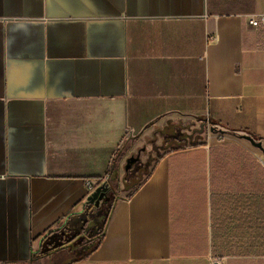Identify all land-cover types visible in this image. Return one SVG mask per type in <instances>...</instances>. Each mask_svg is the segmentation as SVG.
Listing matches in <instances>:
<instances>
[{
    "label": "crops",
    "instance_id": "crops-1",
    "mask_svg": "<svg viewBox=\"0 0 264 264\" xmlns=\"http://www.w3.org/2000/svg\"><path fill=\"white\" fill-rule=\"evenodd\" d=\"M253 15L264 0H0V264H264ZM135 151L152 163L131 191L147 179L80 260L87 182L112 189Z\"/></svg>",
    "mask_w": 264,
    "mask_h": 264
},
{
    "label": "rangeland",
    "instance_id": "rangeland-1",
    "mask_svg": "<svg viewBox=\"0 0 264 264\" xmlns=\"http://www.w3.org/2000/svg\"><path fill=\"white\" fill-rule=\"evenodd\" d=\"M145 139H146V145L144 147L147 148V153L153 154L154 157L157 155V153H159V150L164 148V146L163 147L161 146L163 141H162V138H161V136L159 134L156 135L155 133H153V135H151L149 139L148 138H145ZM233 141L234 142H238V143L241 142L242 144H245L246 146L250 145V143H248V142L245 143V141L244 142L240 141V139L236 135H233ZM135 152L128 159H130L132 157L140 158L139 162L136 163L132 167V169H130L128 172H124V170H122V172L119 174V176L117 178L118 181L113 183V185L111 184L112 187H113L112 190L117 191V193L120 196H127L130 193L131 189L134 187V185L136 183H138L140 180L143 179L144 173H146L147 170L150 169V167H151V163L152 162L148 163V164L147 163L143 164L145 156H140L139 157L137 152L136 153ZM125 166H126V164H125ZM109 201H110V199H109ZM107 208L108 207H106V206H105V208H102V212L104 213V215H106ZM83 215L84 216H81V217L84 218V221H83V219H81L82 220V224H83V222L85 223V221L88 220L87 219L88 218L87 215H89V214H88V212H85V214H83ZM66 222L68 223V222H70V220H67ZM73 223H74V221L71 222V224H73ZM101 227H102V222L98 225V229L96 231L95 230H91L90 232H86V234H85L86 236L90 235L89 237H92L94 239H93L92 242H90V243H88L86 245L85 250L83 249L85 252L87 250L91 249L95 245L96 238L100 235ZM78 228L79 227H77L75 225H73V226L71 225L70 229L72 231L70 230L68 238H70V236L71 237L75 236V238H78V237L82 236L81 235L82 231L80 232L79 231L80 229L77 231ZM73 232H75V233H73ZM76 232H79L80 234H78ZM80 240L81 239H78V241H75L73 244L74 245L75 244L81 245L82 241H80ZM68 244L70 245L71 243H68ZM38 260H42V259L39 258ZM41 264H48V262L46 260H44V263H41Z\"/></svg>",
    "mask_w": 264,
    "mask_h": 264
},
{
    "label": "trees",
    "instance_id": "trees-1",
    "mask_svg": "<svg viewBox=\"0 0 264 264\" xmlns=\"http://www.w3.org/2000/svg\"><path fill=\"white\" fill-rule=\"evenodd\" d=\"M108 178H109V176H108ZM146 179H144V181ZM144 181L140 184H137L135 186V188L127 195V198H131L134 195V193L141 187V185L144 183ZM100 189L102 191V194L100 195L98 202L99 201H102V202H101L100 207L97 209V212L95 214V218L91 222L90 229L88 230V232H90L91 230L96 231L98 229V225L102 222L100 235L96 238V243L90 249V252L85 254L83 257H81L80 260L86 259L91 253H93L96 249H98L100 247V245L104 239V228L108 223V219L112 213L114 203L117 201L118 193L115 192L114 190H112L109 184L101 186ZM109 199H110V201H109ZM105 206L108 207L106 215H104V213L102 212V208H105ZM89 236L87 235L88 241L86 243H84L83 246H86L88 243L93 241L94 238L89 237ZM220 261H222V259Z\"/></svg>",
    "mask_w": 264,
    "mask_h": 264
},
{
    "label": "built area",
    "instance_id": "built-area-1",
    "mask_svg": "<svg viewBox=\"0 0 264 264\" xmlns=\"http://www.w3.org/2000/svg\"><path fill=\"white\" fill-rule=\"evenodd\" d=\"M248 24L253 29L264 28V15L250 16L248 18ZM125 137L126 138H133V137H135V132H133V130L128 128V129H126ZM108 179L109 178L107 176L103 180H101L100 182H97V183H94L92 181L87 182V190H88L89 194L94 193L101 186L106 185L108 183ZM213 264H224V261L223 260L222 261L215 260L213 262Z\"/></svg>",
    "mask_w": 264,
    "mask_h": 264
},
{
    "label": "water",
    "instance_id": "water-1",
    "mask_svg": "<svg viewBox=\"0 0 264 264\" xmlns=\"http://www.w3.org/2000/svg\"><path fill=\"white\" fill-rule=\"evenodd\" d=\"M238 138L241 139V140L249 142L254 148H257L259 150H263L262 144L261 143H257L250 136L243 135V136H238ZM138 162H139V158L132 157V158L128 159L127 162H126L125 171L128 172ZM101 194H102V191H101L100 188H98L96 190V192L94 194H92L90 198H88V202H90L92 204L97 203Z\"/></svg>",
    "mask_w": 264,
    "mask_h": 264
}]
</instances>
